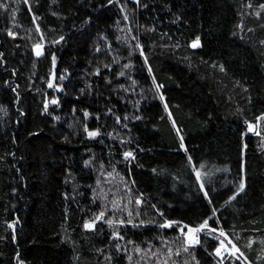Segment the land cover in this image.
<instances>
[{
  "label": "trees",
  "instance_id": "obj_1",
  "mask_svg": "<svg viewBox=\"0 0 264 264\" xmlns=\"http://www.w3.org/2000/svg\"><path fill=\"white\" fill-rule=\"evenodd\" d=\"M2 2L8 7H0V104L8 110H0V264H18L17 253L25 264H162L165 259L196 264L192 256L200 264H218L214 236L201 233V243L184 253L179 229L158 227L164 217L193 226L212 217L209 223L223 227L253 264H264L257 260L258 254L264 256V136L241 135L244 121H254L264 110V8L259 7L264 0H141V6L135 0L112 5L107 0H29L46 40L65 36L54 48L46 45L40 58L32 50L40 33L28 5L23 0ZM8 28L18 33L15 39ZM197 36L203 46L193 49L190 43ZM137 42L144 46L148 63L137 49L124 68ZM52 51L57 53L56 75L64 77L57 81L59 91L47 86ZM97 67L100 75L95 74ZM121 71L124 76L118 75ZM155 83L163 85L159 92ZM17 84L19 101L11 91ZM45 96L60 100L49 105L50 114H42ZM109 108L121 116V124ZM84 109L90 113L87 119ZM125 115L130 119L124 121ZM84 123L90 129L100 127L101 135L88 138ZM37 130L38 135L29 136ZM180 136L187 153L180 149ZM129 149L136 153L130 162L123 156ZM189 154L197 166L204 163L202 173H212V204L198 191ZM239 176H244L246 189L224 205ZM141 192L146 203L140 206L142 216L134 219L157 224L110 228L101 221L94 231L83 228L84 220L101 207L110 216L113 201H132L128 206L135 209ZM6 220L14 222L15 240ZM114 228L122 230L125 238L117 242L126 251H117L110 242ZM135 245L144 251L136 252ZM168 247L173 254H167Z\"/></svg>",
  "mask_w": 264,
  "mask_h": 264
},
{
  "label": "snow or ice",
  "instance_id": "obj_2",
  "mask_svg": "<svg viewBox=\"0 0 264 264\" xmlns=\"http://www.w3.org/2000/svg\"><path fill=\"white\" fill-rule=\"evenodd\" d=\"M120 3V0H107V4L108 5H112L113 3ZM24 4L28 5V11L32 12V22L35 24V31L40 33V38L39 41L34 42L32 44V50L35 54V56L37 58L43 57L46 54V45L48 47H52L54 48L55 45L61 43L62 41H65V36L64 35H59L57 38H54L50 41L46 40L45 35H44V31L41 28L40 23H37L36 21L39 19V17L36 15V13L33 11L31 4L29 3V0H23ZM135 3L138 6H141V0H135ZM143 7H147V5H142ZM252 5L249 4V7H251ZM0 7L3 8H7L8 5L6 3H3L2 0H0ZM101 7H104V5H101ZM260 8H264V3L259 5ZM126 8V3L124 5L121 6V10L124 11V9ZM53 15H58V13H53ZM257 15L259 16L260 14L257 13ZM124 19L127 20L129 19L128 15L125 14ZM177 19H180V17H177ZM91 20V17L88 18V21H85L86 23L89 22ZM15 23V21H13ZM7 34L8 36L12 37L13 39H15L18 35V33L16 31H14L12 28H8L7 29ZM105 39H107V37H104ZM117 39L119 40L120 38L117 37ZM133 40H136V37L132 38ZM261 44H264V40L260 41ZM180 45L177 43L176 47H179ZM191 48L196 49L198 47H202V43H201V38L199 36H197L195 39H193L190 43ZM109 50H111V44L109 43L108 45ZM139 50L140 55L144 56V60L145 63H148V58L147 56L144 54V46L142 44H140L139 42H137L135 44L134 47H132L131 51L129 52V63L125 64L123 67L124 68H128L131 64V57L134 55L136 50ZM100 46L97 45L95 51L97 53L100 52ZM4 56V53H0V58H2ZM51 64H52V71L49 73L48 77H47V86L49 89H56L57 91H59L62 87V85L57 82L58 80H63L64 77L63 75H60L59 77H57L56 75V65H57V53L55 51H52L51 53ZM105 67H108L109 69H111V65H105ZM221 71H225V66L224 64H220L219 65ZM148 71L149 73L152 72V68L150 65H148ZM13 74H16V69H12ZM101 73V69L99 67H97L95 69V74L96 75H100ZM119 76H124L125 72L121 71L120 73H118ZM43 79V78H42ZM129 79L132 80V83L135 84L136 81L133 77H129ZM153 81L155 82V77H153ZM111 82V81H109ZM3 83L5 85H9L10 81L5 80L3 81ZM121 89H124L125 91H128L129 89L125 87V85L121 84L119 86ZM19 85L17 84L15 87L11 88V91L13 93L16 94V99L17 101H19L20 99V93L18 91ZM155 88L156 90L159 92V90L161 88H163L162 84L159 83H155ZM160 94V99L164 100L165 97L163 95L162 92L159 93ZM60 100L58 96H52L51 99H48L47 96H45V98L43 99V108H42V114H50L49 112V105H59ZM138 103V102H137ZM165 110H168V104L167 102H165ZM0 110H3L5 112H7V107L0 104ZM19 114L21 116L25 115V113L22 110H18ZM77 109H75V107L72 109V113L73 116H75ZM108 113H111L113 115H115L113 113V109L109 108L107 110ZM83 115L85 117V119H87L90 116V113L87 109L83 110ZM101 113H96V119L99 120ZM169 116L171 117V112H169ZM55 119H60V117H55ZM129 116L125 115L123 117L124 121L129 120ZM131 119H141V117H137V116H132ZM115 120L117 124H121L122 118L119 115H115ZM173 125L175 126L176 121L173 120L172 121ZM244 123L246 124V129H245V133H241V135H245L246 133H255L257 136H264V127H262V125H264V110H261L259 115H257L253 120H245ZM124 128H128V124L124 123L123 124ZM177 131H179V129H177ZM84 132L86 133L88 138H96L98 136L101 135V128L97 127L95 129H90L87 123H84ZM39 134V130H37L36 132H30L29 136H34V135H38ZM107 135L112 136L113 133H108ZM118 135V134H117ZM67 139V138H66ZM12 142L16 143V137L13 136L12 137ZM121 143L124 144L125 141L122 139ZM127 143H131V139H129L127 141ZM244 147L246 148L247 145L245 144ZM180 149H182L184 152H188V148L186 147L185 143H184V137L180 136ZM141 151H143V149H141ZM9 155H13V153H8ZM123 156L125 158L126 161H131L136 159V153L134 150H127L123 153ZM3 157H0V160H2ZM90 160H85L84 164L87 166L89 165ZM187 164L191 167V172L195 174L196 177V182L198 184V191L203 193L204 198H206L208 200L209 204L213 203V199L210 196V186L213 184V177H212V173L208 172V173H202L201 169H203L205 167L204 163H200L199 166H197V163L194 161V157L189 154L187 156ZM101 168H103V161H101ZM241 169H243V165L241 166ZM17 172H20V169L17 168L16 169ZM153 171H156L155 169H153ZM217 172L222 171V169L217 168L216 169ZM69 173H71V169H69ZM107 175L111 176L112 173L108 172ZM205 176H207V179H205ZM133 183H135V181H132ZM100 181L97 180V184H99ZM207 186V187H206ZM125 187H127V185H125ZM246 189V181L244 176H239V183L235 188V191L232 192L231 195H229L227 197V200L224 201V205H228L229 202L234 201L237 198V194L240 192H243ZM103 190H101L102 193ZM129 191H131L129 189ZM12 192H16V188H12ZM65 198L68 199L69 198V194L67 192L64 193ZM106 198V197H105ZM93 204L96 203L95 200V190H94V198L92 201ZM132 201H128V204H117L115 201L112 202L111 204V215H107L106 209L104 207H101V210L94 214L93 217L91 218H87L84 220L83 223V228L86 231H94L97 227V223L98 222H105L107 223V225L110 228H113V226H126V225H132L133 227H139V226H144L147 224H157L156 220H144V219H139L136 220L134 219V217H140L142 216V210L140 208L141 205L146 203V200L144 199V193H140L138 196L135 197V205L137 206L135 209L130 208L128 205L131 204ZM152 208L156 209V213L160 216V217H164V213L155 205H152ZM218 210L213 207L212 209V213L213 216H215L216 212ZM127 213V215H123L124 213ZM212 219V217H207L205 219H203L202 222L197 223L195 226L191 225V224H186L184 221L182 220H172V219H168L167 217H164L163 219V223H160L158 225L159 228L164 229V228H173V226H175L177 229H179V232L181 234L182 237H184V242L182 245L183 248V252L184 253H189L193 247L195 245H198L201 243L199 236L201 233H206V235L208 236H214L216 240H218V246L215 247L213 249V252L215 254L216 257H219V261L218 264H225L226 261L230 262V264H253V261L251 259H249V257L247 255H245V253L243 251H241V249L238 247L237 243H233V241L231 239L228 238V233L225 232L223 227H213L210 223L209 220ZM219 222V221H217ZM5 223L7 224V227L9 229H13L12 232V239L15 240L16 239V235H15V231H14V222L11 220H6ZM255 231V229L253 230ZM218 233V235H216ZM124 235L122 233V230H120L119 228H114V230L111 233V237H109L110 242L115 244L116 250L117 251H126V249L122 248L121 244L118 243V240H124ZM128 243H134L133 241H128ZM152 242L149 241V244H151ZM262 243H264V240H262ZM252 241H249V246H251ZM97 252H100V249H96ZM135 251L136 252H141L144 251L139 245H135ZM150 251V250H149ZM264 251V250H262ZM160 252V249H158L156 252H151V256L152 257H157L158 253ZM167 254L171 255L173 254V249L171 247L167 248ZM175 255L178 257L180 256V249L177 248L175 250ZM17 261L18 264H25V261L20 259V255L19 253H17ZM129 259H131V257H129ZM192 260L196 261V264H200L199 260H197V258L195 256H192ZM257 260H264V256L262 255H257ZM162 264H169V261L167 259H165L164 261H162ZM185 264H188V261H185Z\"/></svg>",
  "mask_w": 264,
  "mask_h": 264
},
{
  "label": "rangeland",
  "instance_id": "obj_3",
  "mask_svg": "<svg viewBox=\"0 0 264 264\" xmlns=\"http://www.w3.org/2000/svg\"><path fill=\"white\" fill-rule=\"evenodd\" d=\"M214 256H215V254H214ZM216 257V256H215ZM217 259L219 258V257H216Z\"/></svg>",
  "mask_w": 264,
  "mask_h": 264
},
{
  "label": "built area",
  "instance_id": "obj_4",
  "mask_svg": "<svg viewBox=\"0 0 264 264\" xmlns=\"http://www.w3.org/2000/svg\"><path fill=\"white\" fill-rule=\"evenodd\" d=\"M220 258H218V260H219Z\"/></svg>",
  "mask_w": 264,
  "mask_h": 264
}]
</instances>
